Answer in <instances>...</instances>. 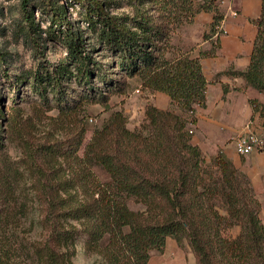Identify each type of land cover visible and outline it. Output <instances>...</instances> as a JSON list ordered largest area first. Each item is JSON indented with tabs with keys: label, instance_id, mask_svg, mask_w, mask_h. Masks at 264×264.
Returning <instances> with one entry per match:
<instances>
[{
	"label": "trees",
	"instance_id": "obj_1",
	"mask_svg": "<svg viewBox=\"0 0 264 264\" xmlns=\"http://www.w3.org/2000/svg\"><path fill=\"white\" fill-rule=\"evenodd\" d=\"M30 1L24 3L20 29L32 39L44 38V32L65 50L56 62H40L16 77L17 86L30 83L40 107H57L62 120L75 118L90 104L108 105L113 93L125 92L129 78L140 76L145 87L168 94L186 110L181 114L148 105L145 122L133 130L116 110L89 139L88 127L81 124L68 139L43 145L46 161L59 165L47 181L41 223L48 235L38 253L42 263L74 264L83 234L85 248L106 264H151L152 251H163L169 238L187 242L196 264H264L262 203L250 177L222 155L208 162L192 141L189 125L197 122L192 114L207 104L201 57H165L170 22L173 17L180 21L178 7L193 17L213 12V30L223 19L219 0H132L133 14L122 15L112 14L105 0H73L84 7L82 21L97 32L98 45L89 44L81 26L75 28L59 8L53 7L51 25L42 30L27 7ZM262 1L249 66L228 73L241 75L264 94ZM250 102L264 115V103ZM19 112L18 107L7 112L0 103V147L14 133ZM130 199L141 208L133 209ZM234 226L240 228L238 235H227Z\"/></svg>",
	"mask_w": 264,
	"mask_h": 264
},
{
	"label": "rangeland",
	"instance_id": "obj_2",
	"mask_svg": "<svg viewBox=\"0 0 264 264\" xmlns=\"http://www.w3.org/2000/svg\"><path fill=\"white\" fill-rule=\"evenodd\" d=\"M25 1L27 0H0V52L7 59L3 64L0 62V103L7 112L16 107L20 109L19 115L14 117V133L9 135L3 147H0V261L3 264H43L38 253L39 248L46 243L44 241L48 235L47 229L41 223L47 210L46 200L49 198L46 187L53 166L59 165L46 161L44 144L49 145L53 140L68 139L81 124L88 127L86 139H89L93 129L102 126L116 110L125 114L127 126L132 130L141 128L145 122V110L148 105L181 114L186 112L178 103L173 102L168 94L145 87L140 76L129 78L125 92L113 93L108 105L90 104L85 114H78L75 118L62 120L57 107H40L39 96L32 93L30 83L26 81L17 86L16 77L36 69L40 62H56L59 57L65 55V50L58 40L47 37L44 32V38L32 39L20 29ZM105 1L112 14L134 12L132 0ZM27 7L35 14L42 30L51 25L53 7L64 10L68 21L72 22L75 28L80 25L84 30L87 42L98 45L97 32L88 29L87 23L82 21L84 7L78 2L31 0ZM177 11L180 12V21L173 17L170 22L172 34L165 50L166 58L190 55V50L196 46L191 43L196 28L192 27V23L198 13L193 17L191 12L181 7H178ZM100 53L98 56L102 59L103 52ZM104 60L108 62L109 59L107 57ZM192 115L198 122L195 112ZM262 118L261 126L264 129V115ZM226 120H217L207 132L199 129L197 122L190 124L192 135H195L192 141L196 143L199 137L198 145L208 162L217 155H222L230 161L234 156L239 157L238 169L247 174L254 165L252 156H238L234 144L243 131L237 135L228 132L230 128L223 126ZM260 133L264 137V130ZM100 175L105 177L104 173ZM252 185L254 187V183ZM256 188L254 187L257 194ZM129 205L133 209L141 208V204L133 199L129 200ZM239 231L240 228L234 226L227 228L226 234L235 237ZM85 240L86 236L83 234L78 238L76 253L72 257L73 263L106 264L97 253L85 248ZM151 264H196V259L187 242L178 244L175 239L169 238L163 251H152Z\"/></svg>",
	"mask_w": 264,
	"mask_h": 264
},
{
	"label": "crops",
	"instance_id": "obj_3",
	"mask_svg": "<svg viewBox=\"0 0 264 264\" xmlns=\"http://www.w3.org/2000/svg\"><path fill=\"white\" fill-rule=\"evenodd\" d=\"M262 3V0H226L222 3L219 12L223 15L222 21L227 33L223 34L218 42L210 39L213 12L202 11L194 17L192 27L196 28L191 43L196 46L189 53L192 57H201L203 71L208 81L206 107H196L195 116L198 118V128L205 132L219 119H227L223 126L230 128L228 132L235 135L244 130L246 122L251 118H254L258 132L264 130L261 126L263 115L260 111H255L254 105L250 102L251 99H257L260 104L264 103V94L247 85L241 75L228 73L244 71L249 66L258 34L255 19L261 13ZM199 140L198 137L197 144H200ZM249 156H252L254 165L247 174L254 187H257L264 223V152L256 150L240 157ZM239 161L240 158L237 156L232 158L237 168Z\"/></svg>",
	"mask_w": 264,
	"mask_h": 264
},
{
	"label": "built area",
	"instance_id": "obj_4",
	"mask_svg": "<svg viewBox=\"0 0 264 264\" xmlns=\"http://www.w3.org/2000/svg\"><path fill=\"white\" fill-rule=\"evenodd\" d=\"M224 3L226 0H219ZM237 14V12H234ZM227 33L224 23L220 20L215 24L214 29L211 32L210 39L213 42H218L219 38ZM256 123L254 118L249 119L245 126L243 132L236 138L235 150L240 156H247L256 150H264V137L260 132L256 130ZM190 132H193L190 130Z\"/></svg>",
	"mask_w": 264,
	"mask_h": 264
}]
</instances>
